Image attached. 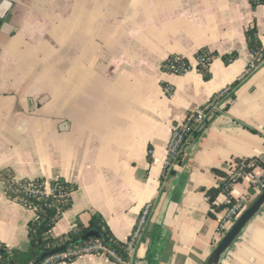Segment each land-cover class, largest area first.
<instances>
[{
	"label": "crops",
	"instance_id": "obj_1",
	"mask_svg": "<svg viewBox=\"0 0 264 264\" xmlns=\"http://www.w3.org/2000/svg\"><path fill=\"white\" fill-rule=\"evenodd\" d=\"M13 1L11 20L0 29V172L47 184L61 178L76 187L53 236L68 232L76 220L87 225L99 213L125 243L151 203L130 264L150 252L156 256L151 264H205L222 238L226 209L222 192L213 203L207 192L222 184L234 163L264 153V57L250 52L245 36L255 26L264 52V4ZM200 50L217 56L208 78L195 67ZM171 55L193 68L164 71ZM166 85L173 86L171 95ZM226 87L185 148L190 177L160 241L155 220L181 166L165 174L171 130ZM232 195L250 204L258 194L245 178ZM34 219L33 209L6 196L0 177V242L26 250ZM51 264L117 263L86 254ZM220 264H264V205Z\"/></svg>",
	"mask_w": 264,
	"mask_h": 264
},
{
	"label": "trees",
	"instance_id": "obj_2",
	"mask_svg": "<svg viewBox=\"0 0 264 264\" xmlns=\"http://www.w3.org/2000/svg\"><path fill=\"white\" fill-rule=\"evenodd\" d=\"M251 3L253 6H257L258 4H264V0H251ZM245 36L250 52L263 58L264 52L258 39L256 27L253 26L246 30ZM204 54L213 53L200 50L196 54V59ZM225 59H227V61H229V59L232 60V58L227 57ZM172 63L176 66L185 63L187 66L191 67L190 62L186 58L178 55H171L163 62L162 69L171 73L172 70L170 65ZM209 64L197 63L195 66L198 71L203 73L204 78L209 77ZM248 73L249 71L247 74ZM200 132V130H196L192 133L191 138L184 145V149L178 158L177 164H181L185 148L190 140L196 137ZM167 172L172 176L174 175L175 170L165 169V174ZM0 177L4 183L6 196L11 200H15L18 203L33 209L36 213V219L30 221L28 227V248L26 250L10 248L0 242V264H37L39 254L43 251L56 254L69 248L83 247L92 242H100L108 249L114 251L122 259L130 260L126 250V244L115 238L99 213L92 214L87 225L81 223L80 220H76L68 232L53 236L52 230L55 224L62 217L64 212L72 205L71 193L76 188L74 185L61 178L51 181L48 184L44 179L16 180L13 174L7 171H1ZM226 177L227 175H225V178ZM29 184H32L39 192L35 194L34 192H31L30 189L28 190L26 186ZM48 187L53 190L52 193L46 192ZM221 190L222 184H220L218 188L210 189L207 192L211 203H213ZM229 226H231V224ZM91 229L98 230L102 237H87V234ZM220 240L221 237L218 239V242ZM44 259L42 261H44ZM110 259L114 261L113 258Z\"/></svg>",
	"mask_w": 264,
	"mask_h": 264
},
{
	"label": "built area",
	"instance_id": "obj_3",
	"mask_svg": "<svg viewBox=\"0 0 264 264\" xmlns=\"http://www.w3.org/2000/svg\"><path fill=\"white\" fill-rule=\"evenodd\" d=\"M217 56L213 54H204L200 58L196 59L197 63L209 64ZM231 61V59H229ZM255 63L252 62L250 67H254ZM171 73L173 74H185L193 68V65L187 66L182 63L178 66L175 64L170 65ZM173 86L166 85L165 91L168 95L173 93ZM229 91V87H226L219 94L214 96L212 100L206 105L199 106L192 111L188 112L184 119L173 126L171 134L167 144V157L164 168L170 170L172 166L177 164L178 158L184 149L185 143L191 138L192 133L196 130H200L202 124L207 120L210 112L216 108V102L221 95ZM247 178L250 186L256 194H259L264 190V153L261 155L242 160L233 164L227 173V177L222 181V194L224 195V203L226 205L225 214L220 221L218 235L223 236L224 230L228 224H232L237 217L243 212V210L249 205L248 200L244 197L234 198L232 195V187L239 181ZM26 188L34 192L39 191L29 184ZM47 193H52L51 188H47ZM152 204L148 203L143 208L141 215L136 223V226L131 233L128 240L125 242L126 250L130 257L131 251L134 249L137 240L145 229L147 224ZM86 254H104L109 258H113L117 264H130V260H124L119 257L114 251L108 249L100 242H92L83 247L69 248L56 254H51L46 257L41 264H51L54 262L72 260L79 256Z\"/></svg>",
	"mask_w": 264,
	"mask_h": 264
},
{
	"label": "water",
	"instance_id": "obj_4",
	"mask_svg": "<svg viewBox=\"0 0 264 264\" xmlns=\"http://www.w3.org/2000/svg\"><path fill=\"white\" fill-rule=\"evenodd\" d=\"M15 3L13 0H0V29L4 23H8L12 17V9ZM191 173V166L188 156L183 155L181 166L176 170L175 176L171 182V186L167 194L165 195L158 215L155 220V224L160 228V241L166 239L169 231V226L173 218V214L182 199L183 192L186 184L189 180ZM264 205V190L260 192L254 200L243 210V212L237 217V219L231 224L229 229L222 236L205 264H220L222 258L226 252L231 248L232 244L238 238L245 226L253 219V217L259 212ZM87 237L101 238V233L96 229H91L87 234ZM50 252L43 251L39 254V260L37 264L50 256ZM156 258L150 252L148 256L143 260H137V264H151Z\"/></svg>",
	"mask_w": 264,
	"mask_h": 264
}]
</instances>
